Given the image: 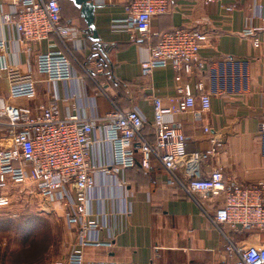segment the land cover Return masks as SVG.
<instances>
[{"label":"crops","instance_id":"1","mask_svg":"<svg viewBox=\"0 0 264 264\" xmlns=\"http://www.w3.org/2000/svg\"><path fill=\"white\" fill-rule=\"evenodd\" d=\"M11 0H1V13L12 11ZM62 20L65 25L84 27V21L69 0H63ZM94 26L104 46L115 82L106 84L103 94L96 89L83 71L73 65L70 80L47 82L37 73L34 62L18 43L12 26L0 17V104L25 106L35 112L40 104H56L64 115L69 110L77 114H104L115 105L121 111L136 109L145 118L143 133L152 138V103L150 95L158 97L167 112L165 120L180 130L186 143V152H211L198 164L197 170L186 159L177 175L185 180L206 177L214 168H221L225 178L244 185L264 180V132L260 121L264 119V12L258 11L254 0H171L166 15L153 18L151 30L160 34L179 28H191L208 36L199 51L206 64L201 74L194 70H181L180 84L193 86L201 81L209 95L210 107L200 112L197 104L186 113L177 111L180 95L176 92L175 73L170 67L159 68L148 78L140 75V63L148 59V44L131 41L136 37L131 30L115 29L114 21L122 20L127 0H95ZM256 4L263 5L264 0ZM233 6L232 11L226 8ZM251 30L250 35H244ZM85 40V39H84ZM257 40L255 48L252 41ZM54 38L42 42L38 51L46 52ZM89 50L77 53L85 59ZM78 61V62H79ZM96 66L93 62L89 64ZM101 70V69H100ZM35 82L36 94L27 99H11V85ZM96 81V80H95ZM91 83V84H89ZM97 83V81H96ZM104 83V82H102ZM57 99L53 101L52 99ZM93 106V108H92ZM4 118H0V123ZM208 128V132L204 131ZM5 131L0 125V134ZM90 162L92 187L86 192L87 221L97 223L99 230L89 238L97 246L82 248V264H233L235 256L224 251V240L213 229L207 217L222 206V198L202 199V208L193 203L178 188L168 184L163 169L152 163L148 170L136 164L114 171L111 148L103 141L104 131L95 130ZM1 140V144H5ZM197 171L196 174L194 172ZM10 193V205L18 210L38 211L56 216L63 233V250L58 259L66 257L77 242V234L67 227L64 216L73 209L69 197H43L33 187H20ZM230 237L242 247H264V233L234 234Z\"/></svg>","mask_w":264,"mask_h":264},{"label":"built area","instance_id":"2","mask_svg":"<svg viewBox=\"0 0 264 264\" xmlns=\"http://www.w3.org/2000/svg\"><path fill=\"white\" fill-rule=\"evenodd\" d=\"M63 0H11L12 11L1 13L5 25L12 26L18 36V43L34 62L37 73L46 77L47 82L70 80L73 65L84 72L96 89L103 94L91 74L74 56V51L86 50L82 33L73 25H64L61 19ZM171 0H127L126 15L114 21L115 29L131 30L136 37L131 41L145 42L148 45V59L140 63V75L148 78L159 68L170 67L175 73L176 92L180 95L177 111L186 113L197 104L200 112L210 107L209 95L204 91L201 81L193 89L189 84H180L181 70H194L203 73L206 64L199 57V51L208 41V36L191 28H179L171 33L160 35L151 30L153 18L169 12ZM207 3L214 0H205ZM258 11L264 12V4H256ZM233 6L226 8L232 11ZM248 30L244 35H250ZM54 38V43L42 53L38 48L42 42ZM153 40H156L153 43ZM253 47H259L257 40ZM4 45L0 42V49ZM112 76L108 75L107 80ZM36 94L35 82L27 81L13 84L8 90L11 99L32 98ZM57 101V99H52ZM152 103V138L148 140L142 132L146 120L136 109L121 111L112 105V111L98 114H77L74 110L64 115L56 104H40L35 112L25 106L0 104V118L5 129L0 134V209L10 205L13 189L33 187L43 197H69L68 188H73L71 199L73 209L64 216L67 227L77 234V242L72 245L65 258L51 264H82V248L97 246L90 239L91 232L100 229L97 223L87 221L85 208L86 192L92 187L90 175L93 166L90 162L91 150L95 141V130L104 131L103 141L111 148L112 167L115 172L138 164L148 170L152 163L157 164L167 175L168 184L181 190L189 200L202 208V199L222 198V206L213 216L206 217L223 238L224 251L235 256L233 264H264V247H242L227 234L264 233V180L240 184L225 178L221 168H214L206 177L185 180L177 175L179 167L189 159L193 170L211 155L190 154L186 152L185 137L180 130L173 128L166 120V111L161 100L150 95ZM93 108V106H92ZM260 131L264 132V119L260 121ZM207 133L208 128H204ZM197 171L194 172L196 174Z\"/></svg>","mask_w":264,"mask_h":264},{"label":"rangeland","instance_id":"3","mask_svg":"<svg viewBox=\"0 0 264 264\" xmlns=\"http://www.w3.org/2000/svg\"><path fill=\"white\" fill-rule=\"evenodd\" d=\"M15 207L11 209H0V218H29L34 221L32 232L28 238L33 236L34 229L39 226L40 221L46 222L45 233L41 234L35 240L24 242L19 239V228L5 230L0 229V264H51L57 261L63 250V231L62 225L56 216L41 214L38 211H24L16 212ZM44 232V231H43ZM15 235H18L15 238ZM32 252L30 258H25L22 254L24 252Z\"/></svg>","mask_w":264,"mask_h":264},{"label":"trees","instance_id":"4","mask_svg":"<svg viewBox=\"0 0 264 264\" xmlns=\"http://www.w3.org/2000/svg\"><path fill=\"white\" fill-rule=\"evenodd\" d=\"M63 4H64V1H62V3H61V9H63ZM61 19H62V10H61ZM62 23H63V20H62ZM78 29L82 33V35L85 39V43H86L87 49L89 50V53L85 59L81 60L82 62H80L78 60V57L76 55L78 52L83 51V50L74 51V56L79 61V63L81 65H83L85 67V69L91 74L94 81L96 80L97 84L101 85V88L103 87V89H105L106 84H110V83L115 82V79L113 78L112 74L110 73V66L108 64V60H107V57L105 54L106 49L104 48V46L101 45L100 42L95 43V42H92L90 40L91 32L87 29L85 23H84V27H82L81 29L80 28H78ZM173 31H175V30H173ZM173 31H171V32H173ZM171 32H169V33H171ZM160 35H162V34H160ZM155 42H156V40H153V43H155ZM141 44H145V42H141ZM91 62L96 64V66L94 68H92L89 65ZM108 75L112 76L111 80H107ZM102 82H104V83H102ZM89 84H91V83H89ZM142 132H144V131L142 130ZM38 221L40 222L39 226L37 225V228L34 229L33 236H31L29 238H28V236L33 231L32 227L34 224V221L32 220L31 217H29V218H27V217L26 218H20L19 217L16 219L0 218V229H2V231L4 232L5 230H10V228L14 229V228L18 227L19 231L21 233V234H19V239L23 240L24 242H30L32 240H35L42 233L43 234L45 233V228L47 226L46 225L47 223L40 221V220H38ZM17 236L18 235H15V238H17ZM22 255L25 258H30L32 255V252L31 251L30 252H24ZM1 260H2V258L0 259V261ZM24 264H26V263H24Z\"/></svg>","mask_w":264,"mask_h":264},{"label":"water","instance_id":"5","mask_svg":"<svg viewBox=\"0 0 264 264\" xmlns=\"http://www.w3.org/2000/svg\"><path fill=\"white\" fill-rule=\"evenodd\" d=\"M73 6L79 10V14L82 17L87 29L91 32L90 40L98 43L100 39L94 26V12L98 8L95 4V0H69Z\"/></svg>","mask_w":264,"mask_h":264}]
</instances>
